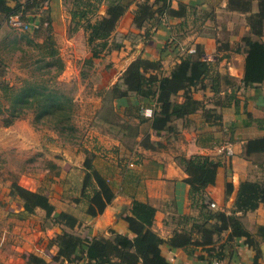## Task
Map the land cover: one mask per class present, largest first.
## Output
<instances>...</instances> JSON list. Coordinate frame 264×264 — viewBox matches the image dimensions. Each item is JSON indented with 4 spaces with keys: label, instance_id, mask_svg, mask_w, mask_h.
Listing matches in <instances>:
<instances>
[{
    "label": "crops",
    "instance_id": "0c3cea01",
    "mask_svg": "<svg viewBox=\"0 0 264 264\" xmlns=\"http://www.w3.org/2000/svg\"><path fill=\"white\" fill-rule=\"evenodd\" d=\"M136 1L141 3L143 0ZM230 1L173 0L171 9L151 29V37L148 39L145 37L146 31L139 30L134 24L136 4L122 18L114 37L133 34L137 38L134 41L125 39L121 49L105 53L95 60L93 69L89 71L87 84L97 90L99 96V107L96 108L95 115H91L92 131L84 136L81 144L72 146L74 154L71 157L58 154L53 162H46L44 170L48 187H51L45 193L57 211L74 214L83 221V225L73 231L74 234L88 239H110L113 233L134 238L125 217L131 215L130 210L137 200L156 208L153 230L166 241L173 238L183 228L180 224L182 216L197 217L199 214L197 209L191 208L190 187L185 181L187 174L180 162L181 158L209 156L221 162L216 183L209 186L205 194L210 206L216 205L215 210L231 212L241 183L262 179L263 173L258 163L245 157V145L249 140L264 137V82L245 84L247 54L239 53L238 48L242 39L251 35L249 14L232 11ZM246 1L252 3V12L257 13L261 0ZM20 2L26 3L29 14L33 13L32 2ZM155 2L156 0H150L151 5ZM8 3L11 7L17 4L13 0H8ZM75 5V0H49L44 10L50 17L55 41L71 57L70 62H65L67 71L64 78L73 75L74 79H82L80 76L85 60L92 53L83 29L69 33L73 26L70 12L76 8ZM107 8L102 3L97 14L105 16ZM2 20L3 16L0 15V25ZM169 42L178 47L173 45L166 49ZM260 42L264 45V36ZM197 49L204 53L205 60L215 62L222 59L217 66L218 70L234 81V86L225 87L218 99L214 98L209 89L194 93L197 101L205 102L207 112L200 110L177 120L172 131L161 135L152 130L144 131V126L136 118V114L152 118L156 110V103H149L143 98L130 97L113 102L115 111L120 116V123H129L139 129L134 134L110 124L103 116V107L107 104L106 94L118 83L133 61L138 58L161 61L164 75H169L183 56L196 52ZM64 50L61 49V57ZM108 70L111 71L110 75ZM92 77H97V82H93ZM229 95L232 99H227ZM178 100L183 101L181 98ZM217 101L221 103L217 105ZM216 116L221 117L218 124L214 121ZM146 132L150 135V143L154 148L144 147ZM262 157L264 161V155ZM87 158L92 159L94 167L110 182L115 194V199L105 213L95 219L87 217L83 206H77L71 200L81 189ZM228 182L234 185V192L230 197L227 196ZM20 185L31 191H43L23 183ZM17 205L18 211L13 213L23 211V203L19 202ZM44 218L45 212L38 210L37 215L19 221L18 227H15L17 230L10 232L12 237L0 247L1 261L4 264H26L24 256L31 253L50 264H59L54 261L59 249L51 241L63 229L44 228L41 225ZM243 222L252 233L258 226H264V205L257 211L246 214ZM228 235L229 232L223 234L218 245H224ZM226 248L228 250L223 260L211 258L202 248L195 247L189 248L192 252L189 254L185 249L172 250L168 244H164L162 253L171 264H264V241L260 243L258 258L257 252L245 243V239L235 241ZM202 256L204 260H200ZM79 263L85 264V261L81 260Z\"/></svg>",
    "mask_w": 264,
    "mask_h": 264
},
{
    "label": "trees",
    "instance_id": "16d2710c",
    "mask_svg": "<svg viewBox=\"0 0 264 264\" xmlns=\"http://www.w3.org/2000/svg\"><path fill=\"white\" fill-rule=\"evenodd\" d=\"M13 1L17 3L15 7H11L8 0H0V15L3 16L0 32L7 22L9 24L12 16L22 13L23 20L33 26L29 31L34 33V38L28 41L38 51V55L31 63V66H35L36 73L32 72L30 78L23 80L17 87L4 78V60L0 57L1 126L10 128L32 113L35 126H49L65 141L72 142L77 132L76 105L72 93L59 81L66 64L55 41L50 17L44 10L49 0H29L34 8L31 14L26 3ZM172 1L156 0L155 4L151 5L150 0H143L141 3L136 0H75L76 8L70 12L73 26L69 33L83 29L92 53V56L85 60L83 69H87L88 73L82 71V78H88L95 60L105 53L121 49L125 39L134 41L137 38L133 34L114 37L120 21L132 5L137 6L134 24L139 30L146 31L145 37L148 39L151 37V29L171 9ZM102 3L108 7L105 16L97 14ZM229 7L232 11L249 14L251 35L242 39L238 52L247 54L245 84H261L264 82V45L260 42L264 36V0L259 2L257 13L252 12V3L246 0H231ZM171 13L176 14L173 11ZM17 42L13 41L15 47ZM173 45L178 47L169 42L166 49L172 48ZM222 48L221 45L220 49ZM203 57L204 53L199 49L183 56L169 75H164L161 61L136 59L106 94L107 104L103 107V116L110 124L134 134L139 129L129 123H120V116L115 111L113 102L130 97L143 98L149 103H156V110L152 118L148 119L139 114H136V118L141 126H144V131L152 130L161 135L163 132L172 131L175 121L200 110L206 111L205 102L197 101L194 93L209 89L214 98L218 99L225 87L234 86V81L229 75H223L218 70L217 66L222 59L212 62ZM179 98L183 101L180 102ZM229 98L232 99V96H227V99ZM220 103L217 101V105ZM220 120V116L214 119L215 122ZM145 135L144 147L154 148L150 143V135L147 132ZM263 155L264 137L246 143L245 157L258 163L263 176L257 181L241 183L231 212L212 209L205 196L206 189L216 183L221 162L209 156L181 158L180 162L187 174L185 181L190 187L191 208L197 209L199 214L197 217L182 216V230L177 231L168 241L153 230L156 208L137 200L130 210L131 215L125 217L129 230L134 234L132 239L118 233H113L110 239H88L74 234L73 231L83 225L80 218L64 211L58 212L48 194L43 191H31L17 181L12 183L10 195L23 203V211L12 213L11 216L18 221H25L35 216L38 210H42L45 212L44 221L48 223L44 228L62 227V232L51 241V244L59 249L54 259L59 264H76L78 260H84L85 264H171L162 253L164 244H168L172 250L185 249L189 254H192L190 247L202 248L209 257L223 260L228 250L226 247L241 239H245V243L257 252L258 258L260 243L264 241V226H258L252 233L246 228L243 219L246 214L255 212L264 205ZM85 168L81 189L71 200L77 206H83L87 217L95 219L105 213L115 199V194L110 182L94 167L92 159L87 158ZM233 192L234 185L228 182L227 196L230 197ZM227 232L229 235L226 243L218 245L221 236ZM25 259L26 264H50L32 253ZM200 260H204V256L200 257Z\"/></svg>",
    "mask_w": 264,
    "mask_h": 264
},
{
    "label": "rangeland",
    "instance_id": "374dc122",
    "mask_svg": "<svg viewBox=\"0 0 264 264\" xmlns=\"http://www.w3.org/2000/svg\"><path fill=\"white\" fill-rule=\"evenodd\" d=\"M33 38V32L14 30L8 22L0 32V57L4 60L3 76L11 85L20 86L23 80L30 78L31 73L35 72V66H31V63L34 57H37L38 51L28 41H32ZM15 40L18 41L16 47L13 45ZM58 48L60 53L61 49L64 50L61 45H58ZM62 54L65 62L71 61L67 51L64 50ZM116 70L119 72V69ZM66 71L65 68L59 81L67 91L72 93L76 105L77 132L72 142L65 141L49 126H35L32 113L17 121L12 128H4L0 123V247L8 242V238L12 237L10 232L17 230L15 227L19 224L17 218L11 216L13 212L18 211L17 204L21 202L10 195L12 183L17 181L31 188L43 189V192L51 190L44 171L46 162L57 158L58 154L71 157L74 154L72 146L81 144L84 136L86 137L92 131L91 115H95L96 108L99 107L97 90L87 84V77L74 79L73 75H67V78H64ZM83 71L88 73L87 69ZM108 73L110 75L111 71L108 70ZM91 80L97 82V77L95 79L92 77ZM63 143L65 145H62ZM41 225L46 227L48 223L43 221ZM1 259L0 256V264H4ZM79 262L80 260L76 261V264H80Z\"/></svg>",
    "mask_w": 264,
    "mask_h": 264
},
{
    "label": "built area",
    "instance_id": "2783aa9c",
    "mask_svg": "<svg viewBox=\"0 0 264 264\" xmlns=\"http://www.w3.org/2000/svg\"><path fill=\"white\" fill-rule=\"evenodd\" d=\"M9 25L11 28L17 31L26 32L32 29L33 26H31L29 23L25 22L23 20L22 13H19L17 15L12 16L9 19ZM195 53V52H193ZM228 154L230 155V149L228 150ZM212 208H216L215 204H212ZM173 264V263H172Z\"/></svg>",
    "mask_w": 264,
    "mask_h": 264
},
{
    "label": "clouds",
    "instance_id": "9594fccd",
    "mask_svg": "<svg viewBox=\"0 0 264 264\" xmlns=\"http://www.w3.org/2000/svg\"><path fill=\"white\" fill-rule=\"evenodd\" d=\"M148 114L150 115L151 113L149 112Z\"/></svg>",
    "mask_w": 264,
    "mask_h": 264
}]
</instances>
